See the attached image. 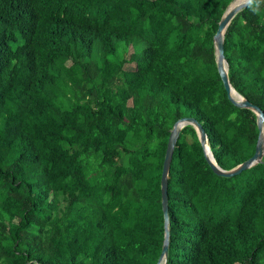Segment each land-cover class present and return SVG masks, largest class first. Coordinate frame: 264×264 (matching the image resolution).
<instances>
[{
    "label": "trees",
    "instance_id": "trees-1",
    "mask_svg": "<svg viewBox=\"0 0 264 264\" xmlns=\"http://www.w3.org/2000/svg\"><path fill=\"white\" fill-rule=\"evenodd\" d=\"M232 1L0 0V264H156L175 121L197 119L224 169L254 153L256 114L216 66ZM223 45L230 84L264 112V0ZM167 196L164 264H264V155L217 175L187 124Z\"/></svg>",
    "mask_w": 264,
    "mask_h": 264
},
{
    "label": "water",
    "instance_id": "water-1",
    "mask_svg": "<svg viewBox=\"0 0 264 264\" xmlns=\"http://www.w3.org/2000/svg\"><path fill=\"white\" fill-rule=\"evenodd\" d=\"M236 1L237 0H233L228 5L221 19L219 20L216 32L213 35V43L215 49L217 71L223 82L228 99L235 106L251 109L256 114L259 133H258V138L255 145L254 153L249 158L239 163L235 167H232L230 169H224L217 164L213 156V153L210 149L207 134L202 124L197 119H195L194 117L184 116L175 121L173 127L170 130V134L168 137L163 164H162L161 178H160L161 205H162L163 218H164V238H163L161 253L158 257L156 264H164L168 252V243H169V229H168L169 216H168V196H167L168 172L170 168V162L172 159L174 147L181 128L187 124H190L195 128L200 144L202 145L204 156L207 163L212 168V170L217 175L220 176L230 177L236 175L240 173L242 170L260 162L264 155V112L260 107L251 103L241 94H239L232 87L228 79V73H227L228 67H227V61L224 56V45H223L224 32L231 19L234 17V15L243 7H245L250 0H240L237 2Z\"/></svg>",
    "mask_w": 264,
    "mask_h": 264
},
{
    "label": "rangeland",
    "instance_id": "rangeland-1",
    "mask_svg": "<svg viewBox=\"0 0 264 264\" xmlns=\"http://www.w3.org/2000/svg\"><path fill=\"white\" fill-rule=\"evenodd\" d=\"M238 1V0H237ZM236 1V2H237ZM240 1V0H239ZM132 50H131V48H129V52L128 53H130ZM124 68L125 69H133L134 68V64L133 63H126V64H124Z\"/></svg>",
    "mask_w": 264,
    "mask_h": 264
},
{
    "label": "bare ground",
    "instance_id": "bare-ground-1",
    "mask_svg": "<svg viewBox=\"0 0 264 264\" xmlns=\"http://www.w3.org/2000/svg\"><path fill=\"white\" fill-rule=\"evenodd\" d=\"M239 1V0H238Z\"/></svg>",
    "mask_w": 264,
    "mask_h": 264
}]
</instances>
